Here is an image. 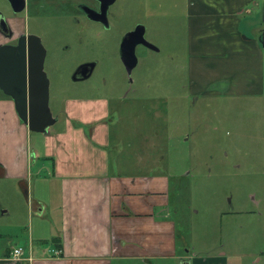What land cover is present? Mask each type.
<instances>
[{
    "label": "rangeland",
    "instance_id": "1",
    "mask_svg": "<svg viewBox=\"0 0 264 264\" xmlns=\"http://www.w3.org/2000/svg\"><path fill=\"white\" fill-rule=\"evenodd\" d=\"M10 10L8 1L0 0V12L10 15ZM112 10L115 16L108 17L107 27L87 20L78 38L79 24L65 29L45 25V32L53 28L57 36L55 57L63 59L48 91L50 110L61 120L50 127L63 129L68 99H108L112 169L169 177L166 215L175 222L178 250L202 258L225 257L230 264H264L259 251L264 250V95L241 93L237 86L197 91L184 20L149 17L141 0L119 1ZM137 14L146 27L145 39L156 50L138 46L139 63L128 73L117 49ZM44 16L46 21V11ZM260 16L259 26L264 27V12ZM82 59L98 60V65L87 79L72 81L71 71ZM40 133L30 131L27 138L38 144L40 156L30 163L33 180L26 193L17 181L0 178V204L6 210L0 213V243L10 239L23 248L32 232L49 255L50 234L59 229L60 189L53 177L54 158L42 157ZM31 197L48 203L49 234L47 224L30 214Z\"/></svg>",
    "mask_w": 264,
    "mask_h": 264
},
{
    "label": "crops",
    "instance_id": "2",
    "mask_svg": "<svg viewBox=\"0 0 264 264\" xmlns=\"http://www.w3.org/2000/svg\"><path fill=\"white\" fill-rule=\"evenodd\" d=\"M141 7L161 21H185L197 91L237 86L241 93L264 95V27L259 26L264 0H141ZM254 28L257 33H250ZM108 109L106 98L68 99L63 129L40 133L42 157L54 158L60 189L59 229L50 238L60 237L61 246L53 243L49 255L43 254L31 232L20 257L11 253L20 244L0 243V264H230L225 257L178 250L175 222L166 215V174L112 169ZM29 132L13 101L0 97V178L17 181L25 193L33 180L30 163L40 156L38 144L28 143ZM29 210L49 234L48 203L31 197ZM5 211L0 204V213ZM56 248L59 254L53 253Z\"/></svg>",
    "mask_w": 264,
    "mask_h": 264
},
{
    "label": "flooded vegetation",
    "instance_id": "3",
    "mask_svg": "<svg viewBox=\"0 0 264 264\" xmlns=\"http://www.w3.org/2000/svg\"><path fill=\"white\" fill-rule=\"evenodd\" d=\"M119 1H124V3H126L130 0H24L23 7L17 11L13 10L10 2L8 1L11 8V14L5 15L0 12V46H4L0 55L1 80L5 81L4 83L7 87L9 86L10 88L18 89L23 85L25 90L28 91L30 88H34L35 86L33 83L35 78L33 77L35 76L34 74H37V72L40 73L42 70L46 76L49 91L51 76H57L60 74L59 71L62 68L63 59H60L58 56L57 57L59 59L55 57L53 48L56 45L55 39L57 36L53 37V28L52 31L47 29V32H45L43 30L45 25L46 28L51 26L54 27L56 25L57 29H59V27H63L65 29L67 24H79V29L77 31L79 32L77 34L78 38L81 35L82 30L85 28V21L87 20L95 21L96 23L107 27L108 17L115 16V12L112 9ZM104 5H106V18L104 21L95 20L88 16V13L92 12L91 10L98 12ZM132 7L129 9L131 14L133 13ZM45 11L47 14L46 18L49 19L46 21L45 19L42 20L45 17ZM30 12H33L31 14V19H35L34 24L36 25L34 26L31 25V19L29 18ZM140 18L141 17L137 14L136 19L132 20L131 25L124 30L118 43L117 51L128 73L139 63V56L136 53V48L138 46L156 50V48L148 47L141 42L136 43L134 45V54L136 57L134 58V56L130 54L131 43H134V41H137L139 38L133 36L131 42V38L129 39L126 37L122 44V39L126 32L133 30L138 24H143L144 26V22L142 21V18ZM145 29L146 27L144 26V34ZM66 35L67 34L64 31V35L62 37L66 38ZM90 62H94L92 71L86 78H82L83 75L76 72V70L80 65ZM124 62L127 65L132 64L130 70ZM97 65L98 60H80L73 67L70 79L72 81L87 79L96 69ZM22 73L24 75L23 79ZM0 92L3 93L2 89H0ZM8 99L11 100L10 96H8ZM52 115L54 114L52 113ZM63 115L66 117V114Z\"/></svg>",
    "mask_w": 264,
    "mask_h": 264
},
{
    "label": "water",
    "instance_id": "4",
    "mask_svg": "<svg viewBox=\"0 0 264 264\" xmlns=\"http://www.w3.org/2000/svg\"><path fill=\"white\" fill-rule=\"evenodd\" d=\"M8 1L14 11L20 10L24 4V0ZM105 6L106 5H104L98 12L91 10L93 13H88V16L95 20L104 21L106 18ZM133 36L139 38L137 41H134V43H131L130 54L133 55L134 58L136 57L134 54V45L136 43L141 42L148 47L156 48L152 43L148 42L144 38V26L142 24H138L133 30L126 32L123 36L122 44L126 37L129 39L131 38L130 41L132 42ZM3 49L4 46H0V55ZM93 65L94 62L84 63L77 68L76 72L82 74V78H86L91 73ZM125 65L130 70L132 64L127 65L125 63ZM37 74H34L35 76H33L35 77L33 80V83L35 84L34 88H30L28 91L25 90L23 85L18 89L10 88L9 86L7 87L4 83L5 81L1 80V78L0 89H2L4 94L10 96L14 103L18 117L27 125L29 130L45 133L48 131V128L57 121L58 117L56 115H52L48 105V82L46 76L42 70L40 73L37 72ZM23 77L24 75L22 73V79Z\"/></svg>",
    "mask_w": 264,
    "mask_h": 264
},
{
    "label": "built area",
    "instance_id": "5",
    "mask_svg": "<svg viewBox=\"0 0 264 264\" xmlns=\"http://www.w3.org/2000/svg\"><path fill=\"white\" fill-rule=\"evenodd\" d=\"M52 251L54 254L60 253V249H57V248ZM22 252H23V248L19 246V247H13L11 253L13 257L17 258L21 256Z\"/></svg>",
    "mask_w": 264,
    "mask_h": 264
},
{
    "label": "trees",
    "instance_id": "6",
    "mask_svg": "<svg viewBox=\"0 0 264 264\" xmlns=\"http://www.w3.org/2000/svg\"><path fill=\"white\" fill-rule=\"evenodd\" d=\"M0 93H1L0 97L8 98V96H7L6 94H3L2 92H0ZM51 241H52V243H54L57 247H60V246H61V240H60V237H58V236L52 237V238H51Z\"/></svg>",
    "mask_w": 264,
    "mask_h": 264
}]
</instances>
